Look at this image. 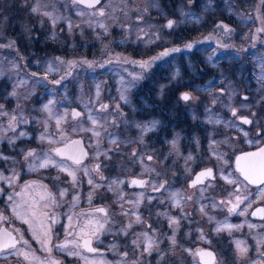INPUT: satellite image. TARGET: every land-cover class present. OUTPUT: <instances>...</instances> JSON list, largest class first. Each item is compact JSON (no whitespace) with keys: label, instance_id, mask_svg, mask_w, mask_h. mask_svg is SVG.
Listing matches in <instances>:
<instances>
[{"label":"flooded vegetation","instance_id":"af4514ba","mask_svg":"<svg viewBox=\"0 0 264 264\" xmlns=\"http://www.w3.org/2000/svg\"><path fill=\"white\" fill-rule=\"evenodd\" d=\"M65 1L59 0L57 7L70 10L67 19L70 21L58 25L54 34L50 32L49 23H39V19L34 18V15L40 14L33 11L36 9L35 4H9L5 0L1 11L4 20L0 21V45L15 41L14 47L7 49L14 53L12 58L26 61L23 62L24 70H28L30 76L29 70L37 71L39 68L32 60L39 57L59 58L65 67L71 61V68L66 70V74L65 68L61 70L57 78L59 83L43 72L37 79L41 87L61 83L67 92L73 87L81 90L87 87L83 80L88 73L83 70L90 62L99 70L107 65H119L132 73L137 71L132 74V90L129 92L131 105L121 101L112 102L116 95L113 90H105L103 102L96 103L94 111L104 116L130 114L135 120L146 119L144 125H148V128L143 131L142 137L133 130L126 135L129 139L127 145L135 143L129 155H125L126 148L116 144L118 155L99 156L97 159L91 156L92 149L79 136H72L63 143L46 145L39 130L35 136L33 132L25 139V143L19 145L12 144L5 148L2 142L0 149H5L1 150L3 156L0 157V217H3L0 219V232L11 233L18 240L23 236L29 241L26 250L34 253L38 260L28 261L22 256L18 258L15 249H8L0 253V264H49V261L72 264L71 257L76 255H69L71 248L67 215L70 214L81 216V221L104 218L110 227L107 235L100 232L98 238L85 234L79 238L77 246L82 253L79 251L76 257L80 262H83L80 257H85L89 263L93 262L92 258H96L93 263L97 264H264V212L259 211L264 209V195H260L264 191V184L245 181L236 160L238 156L256 153L264 148V93L235 94L221 103L213 95L224 98L227 90L215 85L204 94L205 100L193 99L198 97L195 90L179 89L178 72L173 66H165L170 55L152 61L153 57L169 49L163 51L157 44V56L136 55L131 58L128 55L130 41L122 43L116 37L114 43L103 46L104 40L100 39L93 27L92 18L95 14L100 18L105 14L102 6L106 0L90 8L73 0ZM78 9L79 14L76 15ZM101 10L103 15L98 14ZM150 13L152 18H159L153 12ZM83 14H87L88 18H83ZM170 43L175 45V42ZM102 49L118 57H107L100 67L96 65L100 57L93 53L101 52ZM88 54L92 56H86ZM125 58L129 64L124 62ZM131 61L152 62L145 70ZM74 76L77 77V85L73 83ZM137 76L139 78H135ZM241 77L238 86L250 85L251 79L244 75ZM191 78L193 81L190 84L199 81L193 76ZM184 93H189L191 99L183 100L181 97ZM72 98L79 101L76 96H66L59 98L58 103L68 102ZM101 105H107V108ZM221 105L226 108L220 109L218 113ZM73 112L80 115L73 117ZM68 117L71 120L85 119L78 107H72ZM242 118L252 123L244 124ZM39 121L37 126L41 128ZM65 125L68 127L69 122L64 123L59 131L66 129ZM55 132L52 129L51 136ZM172 134L178 135L175 144L171 143ZM74 139L82 140L85 150L82 159V152L76 145L67 147V143ZM57 149H63L64 154L58 155ZM29 151L35 155L25 159ZM185 153L194 155L195 164L186 163ZM69 156L79 159V163ZM46 158L50 163L42 167ZM240 163L244 166L246 162ZM64 165L67 168L65 171ZM86 168L90 171L91 183L84 180L80 172ZM209 169L212 171L211 176L195 180V176ZM69 172L78 173L76 181ZM114 179L117 183L108 187L106 183ZM230 180L235 183H229ZM98 183L101 185L94 188ZM161 184L164 185L162 188L159 187ZM62 191L65 192L63 196L60 195ZM49 194L55 203L49 199ZM237 194L242 198L247 196V199L230 212L232 204L221 202L235 203ZM41 195L45 196V200L40 199ZM88 198L92 200H84ZM34 202L38 205L47 204L46 207L37 208V217L45 213L55 215L54 224L51 220L47 221L51 227V243L48 245L51 252L45 251L41 242L33 237L35 230L43 239L39 219L23 212ZM134 204L138 205L143 226L134 217L128 219V212L135 210ZM13 208H17L21 214L17 215ZM173 219L177 223H173ZM227 225L239 227L229 228ZM149 239L154 241L151 249L145 251L144 245L141 250L139 242L143 240L147 245ZM84 240H89V247L95 251L82 249ZM237 241L242 242L240 248L246 251L241 252L237 248ZM61 244H66V247H57ZM22 246L17 244V248ZM134 249V253L129 252ZM203 252H211L213 256L202 257L200 253Z\"/></svg>","mask_w":264,"mask_h":264},{"label":"rangeland","instance_id":"374dc122","mask_svg":"<svg viewBox=\"0 0 264 264\" xmlns=\"http://www.w3.org/2000/svg\"><path fill=\"white\" fill-rule=\"evenodd\" d=\"M7 1L9 4H13V2L35 4L36 12L40 14L34 15V18L37 17L39 23H49L50 32L54 34L57 32L56 28L58 25L65 21H70L67 20L70 10L66 7H57L59 0ZM221 2L225 3L223 0ZM3 4H5V0H0V21L4 20L1 12L3 11ZM259 5L260 1L256 4L255 8L256 21L253 22L251 20V26L253 28L256 27L255 30L264 28V22L260 19ZM102 7H104L105 14L101 18L95 14L92 19L93 27L96 29L100 39L104 40L102 42L103 46L114 43L116 37H119L118 39L122 43L130 41L131 45L128 55L131 58H135L136 55L139 57H146L148 55L157 56L155 52L157 51L155 48L157 44H160V49L163 51L173 49L174 47L180 49V51L175 52L168 50L170 57L165 62V66H173L176 72H178L179 89L192 88L195 90V94L198 97L193 99L205 100L204 94H207L215 85L227 90V96L224 98L218 94L213 95L221 103L225 99L227 100L228 97L235 96V94L240 96L242 94L257 95L258 93H264V31L254 30L252 39L237 43L233 36L234 30L226 33L224 29L217 27L218 24H214L204 36L190 40L187 43L173 45L170 42H175V36H177L178 30H180L179 28L190 25V20L193 19V14L188 9V6H179L180 20L177 23L174 22L173 26L169 29H167L166 25L169 20H173L172 6L169 8L162 7L159 5V0H106ZM150 12L159 16V18H152ZM45 13H49L50 15H45ZM78 14L79 9L76 11V15ZM83 18L87 19V14H83ZM246 21L249 20H242V22L248 25ZM114 24L116 26L113 27ZM114 32H119L120 34L117 35ZM187 44H192L193 46L187 48ZM1 49L3 48H0V106H2L0 107V145L4 142L5 148L12 144L19 145L20 143H25V139L32 135L33 132H35L33 133V136H35L36 132L41 130L40 137H44L42 140L46 145L63 143V141L70 139L72 136H79L92 149L91 156L93 158L118 155L119 150H116V144L117 146L120 144L126 148V151H124L125 155H129L135 143L127 145L129 139L126 138L128 137L126 135L133 130L136 131L138 136L142 137L143 131H146V128H148V125H144L147 122L146 119L138 118V120H135L134 116L130 114L123 116L114 115L113 117L104 116V114L94 111V105L103 102L105 90L108 92L113 90V94L116 95L111 100L112 102L117 103L121 101L123 104L131 105L129 92L132 90L130 88L131 80L133 79L132 74L137 71L132 73L126 70V67L119 65H114V67L107 65L110 67L107 68L106 66L103 70H99L91 65L93 62L89 61L91 64L88 63L89 66H85L83 70L84 73H88L83 80L87 84V87L83 90L73 87L70 92H67V89L61 83L57 86H50V84L48 85L49 87H41L39 85L40 80L37 79L39 78L38 75L43 72L48 76H52L53 81H58L57 78L61 70L65 68L66 74V70L71 68V61H68L65 67V64L55 57H39L32 60L39 68L37 71L29 70V73L31 72L30 76L27 73L28 70H24L25 65H23V62H26L24 59L12 58L11 55L14 53L7 49V47L3 50ZM93 55L100 57L98 58L99 63L96 64L100 67L104 65V60L107 57L109 59L118 57L106 49L93 53ZM86 56L92 55L88 54ZM102 58L103 61H101ZM201 62L204 63V67L200 66ZM49 65L51 66V70H49ZM107 69L109 72H107ZM32 73H36V75L33 76ZM241 75L251 79L250 85H246V87L243 84L238 86L239 81L242 79ZM192 76L199 81L196 80L190 84L189 82L193 81ZM76 79L77 77L74 76L73 83L75 85H77ZM12 93H15V95H12ZM66 96H76L79 98V101H75L72 98L68 102L58 103L59 98ZM46 105L47 108L45 107ZM112 106L113 108L116 107ZM72 107H78L85 119L71 120L68 117V113ZM225 108L226 106L221 105L217 110L218 113H220V109ZM90 110H93V112ZM12 117H16L15 121L12 120ZM58 119L60 121L59 124L57 123ZM24 120H27V123H24ZM39 120L41 121V128L37 126ZM93 120L96 121L95 124ZM67 122H69L68 127L65 125L67 130L62 128L63 131H59L64 123ZM52 129L56 132L51 136ZM21 133H24V135H20ZM96 133H99V135H96ZM172 135L171 143L175 144L176 140H178V135ZM5 148L2 147L0 149V157L3 156L1 150ZM185 156L186 163L195 164L193 162V154L185 153ZM66 169L64 165L63 170L65 171ZM83 171L80 172L84 180H89V169L86 168ZM73 174L76 181L78 173L75 172ZM71 177L73 178V176ZM116 183L117 181L114 179L109 180L106 185L109 187ZM100 185L98 183L94 188H98ZM84 200L88 202L92 198ZM134 207L135 210L128 212V219L134 217L137 220V217H139L138 205L134 204ZM67 216L70 237L69 246L71 252L76 256L81 252L77 246V241L83 234L98 238L100 232L106 235L110 232V227L104 218L81 221V216L77 217L73 214ZM69 217H71V221H69ZM100 224H103L102 228L99 227ZM133 234L136 233L133 232ZM136 236L138 235L136 234ZM138 245L139 248L142 245L141 250H143L144 245L147 246L143 240ZM135 251L136 249L129 252L134 253ZM76 256L71 257L72 264H97V262L93 263L96 258H92L93 262L89 263L86 262L87 258L80 257L83 261L80 262V259Z\"/></svg>","mask_w":264,"mask_h":264},{"label":"snow or ice","instance_id":"6c2138e0","mask_svg":"<svg viewBox=\"0 0 264 264\" xmlns=\"http://www.w3.org/2000/svg\"><path fill=\"white\" fill-rule=\"evenodd\" d=\"M74 3H83L84 0H73ZM262 3H264V0H261ZM99 3V0H90V3L88 4L89 7H93L94 4H97ZM33 11H36V9L34 8ZM99 15H103V11H99L98 13ZM45 15H50L49 13H45ZM174 24V21H171L169 20L168 21V24H167V27L171 28ZM218 28H222L225 30V32H230L231 29L228 28L227 25L225 24H218L217 25ZM257 31H264V28H261V29H257ZM15 45V41H10L7 45H0V48H4V47H7V48H12L14 47ZM193 45L192 44H187L186 47L187 48H191ZM169 51H172V52H175V51H180V49L178 48H173V49H170ZM169 52L166 51V52H162L160 53L159 56L157 57H153L152 58V61H155L157 59H160L161 57L163 56H166L168 55ZM59 59V58H57ZM152 61H131V63H136L138 64V66L141 68V69H145L147 70L150 65H151V62ZM124 62H129L127 60V58H125ZM49 70H51V66L49 65ZM33 76L36 75V73H32ZM135 78H139L138 76L135 77ZM63 79V78H62ZM60 81H55V83H59ZM12 95H15V93H12ZM123 99V97H121ZM183 100L187 101L189 99H191V96L189 93H184L182 94V97H181ZM245 99H247L245 97ZM2 107V106H0ZM47 108V105L45 106ZM102 108H107V105H101ZM236 114V110L234 109L233 110V115ZM80 113H77V112H73V116L76 117V116H79ZM16 117H12V120L15 121ZM243 119V123L244 124H251L252 121L247 119V118H242ZM59 119L57 120V123L59 124ZM24 123H27V120H24ZM93 123L95 124L96 121L93 120ZM259 134V133H258ZM20 135H24V133H21ZM96 135H99V133H96ZM245 135H247V133H245ZM41 139H44V137L42 136ZM74 144H78L79 142H73ZM57 154L58 155H63L64 154V150H57ZM35 153L32 152V151H29L25 157V159H27L28 157H32L34 156ZM70 159H75L76 163H79V159L73 157V156H69ZM148 159H151V157H148ZM189 159H191V157H189ZM237 160V167L239 168V171L240 173L242 174L243 178L245 181H247L248 183H259V184H264V148H261L258 152L256 153H249V154H245V155H242V156H238L236 158ZM241 161H245V165L244 166H241ZM50 163V160L49 159H44L43 163L41 164V166H47L48 164ZM98 167V166H97ZM69 175L73 176V180H75V176L73 173L69 172ZM212 175V171L209 169V170H206L205 172H202L198 175L197 177V180H199L201 177H204V176H211ZM225 179H227V177H224ZM92 181L89 180V183H91ZM133 183H136V181H133ZM229 183H235V181H229ZM164 185L161 184L159 187H163ZM193 186H195V183L193 184ZM154 190H157L154 188ZM66 191V190H65ZM65 194L64 191H62L60 193L61 196H63ZM260 195H264V191H262L260 193ZM12 197L10 196L9 197V200H11ZM41 200H45V196L44 195H41L40 197ZM49 199L52 200V203H55L54 199L51 198V195L49 194ZM244 199H247V196H244L243 198L240 196V195H236L235 196V203H233L232 201H227V202H224L222 201L221 203H225V204H232V207L229 208V211H235L236 208L239 206L240 203H243V200ZM47 204L45 205H38L37 203H32L27 209H24L23 212L24 214H29L34 217V218H37L39 219V223H40V228L43 230L42 232V235H43V239H41L40 236L37 235L36 231L34 230L33 231V237L37 240H39L41 242V245L42 247L44 248L45 251H48V252H51V248L48 246L50 243H51V227L48 225L47 221L48 220H51V222L54 224L56 222V218H55V215L53 214L52 216H49L48 214H42L41 217H37V208L38 207H46ZM98 211H101L103 212L104 209H99ZM259 211L261 212H264V209H260ZM13 212H15L17 215H20L21 213L17 211V208H13ZM241 214H243L241 212ZM256 213H253V215H255ZM0 219H3V217H0ZM137 220H139V217H137ZM69 221H71V217H69ZM26 223H28V221L26 220L25 221ZM173 223H177V221H175L173 219L172 221ZM130 226V225H129ZM31 227V225H30ZM99 227H103V224H100ZM227 227L231 228V227H239V226H233V225H227ZM217 231H220L219 228H217ZM147 235V234H145ZM173 242H174V239H173ZM135 243V241H134ZM154 243V241H151L150 239L148 240V243H147V246L145 248V251H148L151 249L152 247V244ZM17 244H22L23 246L20 247V248H17ZM89 244H90V241L89 240H85L84 241V246L85 247H88V250L89 251H95V249H92L91 247H89ZM237 244V248L241 250V252H244L246 251V249H241L240 248V245L242 244L241 241H237L236 242ZM57 247H60V248H64L66 247V244H61V245H57ZM27 248H29V241L28 240H25L23 239V236H21L19 238V240L16 238V237H13L11 235V233H8L6 231H2L0 232V253H3L5 250H8V249H15V255L19 258V257H23L24 260H28V261H33V260H38V257H36L34 255V253H32L30 250H26ZM74 253L69 251V255H73ZM201 256H207L209 258H211L213 256V254L211 252H203V253H200ZM126 255V254H125ZM49 264H55L54 261H49Z\"/></svg>","mask_w":264,"mask_h":264},{"label":"trees","instance_id":"16d2710c","mask_svg":"<svg viewBox=\"0 0 264 264\" xmlns=\"http://www.w3.org/2000/svg\"><path fill=\"white\" fill-rule=\"evenodd\" d=\"M259 1L260 19L264 22V3L261 0H223L224 4L221 0H159V5L165 8L172 6L173 21L176 23L180 20L179 6H188L193 14L191 24L179 28L175 45L200 38L209 32L211 26L221 23L234 30L235 41L240 43L252 39L256 27L251 26V20L256 21L255 8ZM243 19L249 20L246 21L248 25L242 22ZM200 66L204 67V63L201 62Z\"/></svg>","mask_w":264,"mask_h":264},{"label":"water","instance_id":"95a60500","mask_svg":"<svg viewBox=\"0 0 264 264\" xmlns=\"http://www.w3.org/2000/svg\"><path fill=\"white\" fill-rule=\"evenodd\" d=\"M101 1H102V0H99V3L94 4L93 7H96L97 5H99ZM89 3H90V0H84L83 3H78V4H80V5L83 6V7L90 8V7L88 6ZM167 24H168V23H167ZM166 26H167V25H166ZM73 117H74V116H73ZM76 117H77V116H76ZM77 141L79 142L78 144H74V143H73V142H77ZM74 145H76V146L78 147V149L81 150V152H82V156H81L80 159H82V158L85 156V150H84L83 147H82V140H81V139H74V140L70 141L69 143H67V147H69V146H74ZM57 150H58V149H57ZM59 150H63V149H59ZM196 178H197V176H195V180H196ZM84 241H85V240H84ZM84 241H82V243H81V248L84 249L85 251H89V250H88V247H85V246H84Z\"/></svg>","mask_w":264,"mask_h":264}]
</instances>
